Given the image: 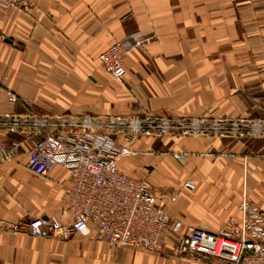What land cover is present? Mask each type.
Instances as JSON below:
<instances>
[{"label": "crops", "instance_id": "crops-1", "mask_svg": "<svg viewBox=\"0 0 264 264\" xmlns=\"http://www.w3.org/2000/svg\"><path fill=\"white\" fill-rule=\"evenodd\" d=\"M136 30L156 38L128 55L126 75L117 81L105 73L100 54ZM0 33V112L181 111L177 87L187 74L213 68L217 57L227 66H264V0H34L28 10L10 8L0 18ZM7 88L21 101L10 103ZM23 138L0 131V217L20 221L54 214L71 220L64 207L68 169L32 172L28 141L5 156L11 140ZM135 147L227 153L184 163L154 152L119 161L121 170L137 178L151 167L159 203L185 224L216 232L238 217L248 173L258 183L255 202L264 210V138L144 137ZM172 184L179 191L174 201L159 193ZM179 238L170 234L162 251L150 252L114 245L95 230L67 241L0 230V264H216L183 255Z\"/></svg>", "mask_w": 264, "mask_h": 264}, {"label": "built area", "instance_id": "built-area-1", "mask_svg": "<svg viewBox=\"0 0 264 264\" xmlns=\"http://www.w3.org/2000/svg\"><path fill=\"white\" fill-rule=\"evenodd\" d=\"M33 5L34 0H0V18L12 7L28 10ZM155 38L141 30L127 33L100 54L102 66L113 79L123 81L128 55ZM0 39H4L1 33ZM6 92L10 103L21 101L13 90L7 88ZM240 122L231 128L225 121L180 123L152 114L0 112V131L24 137L11 140L4 149L7 158L28 141L27 166L32 172L45 176L55 166L69 170L64 207L73 213L67 221L54 214L20 221L0 217V230L61 241L78 233L91 235L95 230L100 239L114 245L150 252L162 251L170 234H180L179 251L190 259L264 264V210L248 195L238 204V217H230L218 231L210 232L172 218L148 178L131 176L119 167L123 157L140 153L134 142L141 136L229 137L235 131L241 138L248 134L264 137V121L250 129ZM185 186L194 188V183Z\"/></svg>", "mask_w": 264, "mask_h": 264}, {"label": "rangeland", "instance_id": "rangeland-1", "mask_svg": "<svg viewBox=\"0 0 264 264\" xmlns=\"http://www.w3.org/2000/svg\"><path fill=\"white\" fill-rule=\"evenodd\" d=\"M255 64L256 62L252 61L247 67L233 65L227 66V63H225L224 60L220 59V57H217L213 68H207L206 65L203 68L197 69V74H187L188 76L184 77L183 82H181L180 85L178 84L179 87H177V90L174 92L175 100L179 104L178 107L183 109L181 111H179V109L178 111L173 112L155 111L148 108L138 113L110 114H152L157 117H168L180 123H190L195 120L210 123L218 120L225 121L226 123L231 124V128H235V123H241L240 121L242 120L244 121V125H246V128L250 129L253 127V125H255L254 123L264 121V71H259L262 69V67L264 68V66H256ZM104 71L105 73L109 74L105 69ZM166 136L172 138L182 137L184 139L192 140L209 137L218 139H230L233 141L264 138H257L255 136H251V134H248V136L241 138L238 136V134L235 133V131H232L229 137L217 136L214 134L193 135L176 133L163 136H141L139 140L134 142V144L135 146L136 144H139L144 139V137L162 138ZM138 151H140V153L130 156H142L147 153L154 152L156 155L162 157L171 155L174 159H177L181 163L186 162L193 156H200L205 158L210 156L217 157L219 155L227 154L224 152H218L216 150L177 151L174 149H170L167 151H160V149H156L153 151H145L138 149ZM175 153L182 154L183 156L177 157L175 156ZM147 168L148 174L145 177L148 178L149 182L151 183V167ZM247 178V184L245 186V190L243 191L242 197L244 195H248L255 202L256 195L259 192V188L257 185L258 183L253 177L252 179L249 177V173L247 174ZM187 182L191 181H186L185 185ZM173 185L174 184L167 188H161V191L159 193H161L163 197L174 201L179 191L177 192ZM152 188L155 194H157L156 187L152 185Z\"/></svg>", "mask_w": 264, "mask_h": 264}]
</instances>
